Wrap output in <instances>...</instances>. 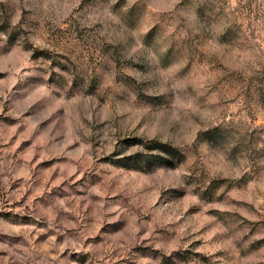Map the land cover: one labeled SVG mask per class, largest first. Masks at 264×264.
I'll return each instance as SVG.
<instances>
[{
	"label": "rangeland",
	"instance_id": "obj_1",
	"mask_svg": "<svg viewBox=\"0 0 264 264\" xmlns=\"http://www.w3.org/2000/svg\"><path fill=\"white\" fill-rule=\"evenodd\" d=\"M0 264H264V0H0Z\"/></svg>",
	"mask_w": 264,
	"mask_h": 264
}]
</instances>
